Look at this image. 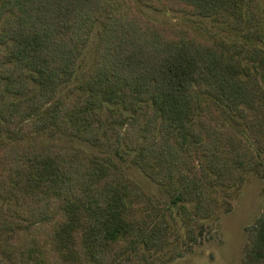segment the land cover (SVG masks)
Segmentation results:
<instances>
[{"label": "trees", "instance_id": "1", "mask_svg": "<svg viewBox=\"0 0 264 264\" xmlns=\"http://www.w3.org/2000/svg\"><path fill=\"white\" fill-rule=\"evenodd\" d=\"M138 1L158 11L215 17L234 28L243 22L245 2L255 4ZM102 18L96 60L81 85L89 95L75 101L68 95L56 98ZM233 50L227 53L221 39L203 40L152 23L137 13L132 0H0V95L13 98L0 107V123L12 137L58 129L95 143L101 131L98 106L104 100L121 104L132 114L114 115L125 149L173 196L196 199L197 216L203 218L215 211L216 201L206 171L215 175L216 184L231 189L258 161L202 96L239 117L264 154V89L256 77L242 74L243 60L256 58L264 66V48L241 45ZM3 170L21 189V205L9 206H19L29 216L28 224L21 223L25 232L20 240L5 235L1 241L10 257L21 246L24 257L39 264H81L75 254L80 241L98 262L111 258L115 264H132L130 259L118 261L120 245L115 237L109 243L115 232L148 249L166 242L165 216L109 159L100 163L75 147L55 143H14L0 150ZM25 199L30 206L23 207ZM1 214V225H9L6 213ZM55 214L59 219L54 220ZM73 232L75 239L65 242L64 236ZM39 254L45 255L39 259ZM240 264H264V209L248 230Z\"/></svg>", "mask_w": 264, "mask_h": 264}, {"label": "rangeland", "instance_id": "2", "mask_svg": "<svg viewBox=\"0 0 264 264\" xmlns=\"http://www.w3.org/2000/svg\"><path fill=\"white\" fill-rule=\"evenodd\" d=\"M132 2L137 13L152 23L183 29L203 40L221 39L225 43L227 53L234 52V47L241 45L249 50L264 48V0H255V4L252 5L245 2L240 28H234L230 23H218L215 17L158 11L145 6L138 0H132ZM102 24L103 18L95 23L85 49L77 61L73 77L60 86L56 98L68 95L72 101H75L89 95V92H82L81 85L96 60ZM257 61L256 58L243 60L242 74L244 77L246 75L256 77L258 84L264 89V66H260ZM11 99L13 98L10 96L0 95V107ZM202 100L209 107L216 109L230 130L245 143L258 161L256 168L247 173L238 186L231 189L216 184L215 175L206 171L210 182L209 188L216 201L213 206L215 211L203 218L197 216L196 199L173 196L167 187L152 180L141 165L135 162L134 153L127 151L121 142L122 128L114 119V115L118 113L127 117H132V114L121 104L113 101L104 100L97 108V113L101 117V131L99 140L95 143L65 134L58 129H46L20 138L12 137L5 132L0 123V150L14 143L28 146L55 143L75 147L100 163H105V159L115 162L124 177L137 185L151 199L155 208L161 211L162 214H159L165 216L168 224L166 242L160 249H148L143 244H130L122 232H115L109 239V243H112L115 237L117 244L120 245L118 261L130 259L132 264H240L248 241V230L264 209V154L258 152L252 136L239 117L206 96H202ZM188 148L195 159L196 168L200 169L201 161L195 146L191 144ZM23 195L25 196L26 193L24 192ZM18 196L21 197L20 187L11 184V178L3 170L0 173V264H39L35 258L27 260L21 252V246L18 253L11 257L1 248V241L5 235H12L14 241H18L21 239V231L25 232L21 223L28 224L29 216L26 210H20L19 206L16 208L9 206V202L21 205ZM27 199L22 200L23 207L31 205L28 204ZM2 211L6 213L10 222L7 226L1 225ZM61 217L60 222L65 225L66 213ZM55 219H59L56 214ZM70 239H75L74 232L70 236L68 234L64 236L63 240L68 242ZM75 254L81 264H115L111 262V258H107L104 262L93 259L87 252L86 246L80 241L77 242ZM44 255L39 254L38 258L42 259Z\"/></svg>", "mask_w": 264, "mask_h": 264}]
</instances>
